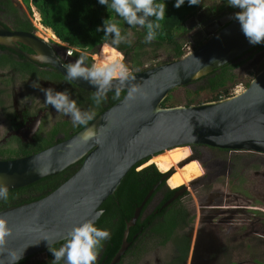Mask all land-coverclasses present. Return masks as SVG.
Here are the masks:
<instances>
[{
    "label": "flooded vegetation",
    "instance_id": "flooded-vegetation-1",
    "mask_svg": "<svg viewBox=\"0 0 264 264\" xmlns=\"http://www.w3.org/2000/svg\"><path fill=\"white\" fill-rule=\"evenodd\" d=\"M29 7L22 0H0V26L10 34L0 39V160L43 150L84 126H73L70 117L47 105L41 89L67 92L81 111L95 116L107 108L109 93H113L108 92L97 106L92 100L95 91L66 79L55 64L65 69L81 54L89 56L90 50L77 48L69 55V45L57 44L37 30L27 16ZM237 11L227 0L199 4L191 16L194 19L187 21L179 36L193 48L192 39L212 28L216 16L227 14L231 19ZM252 51L255 47L234 62ZM86 66H90L87 60ZM177 148L186 149L187 155L167 168L152 162V157ZM161 153L135 163L103 200L105 206L100 207L103 201L99 205L94 225L107 229L110 238L103 242L96 264H108L121 246L114 264H264V173L253 184L258 172L250 169L252 159L238 154L250 152L190 144ZM150 164L161 174H134ZM253 198L259 206H253ZM114 232L118 234L116 246ZM253 241H259L263 260L253 254ZM64 242L51 247L59 249ZM48 249L16 264H53Z\"/></svg>",
    "mask_w": 264,
    "mask_h": 264
},
{
    "label": "water",
    "instance_id": "water-1",
    "mask_svg": "<svg viewBox=\"0 0 264 264\" xmlns=\"http://www.w3.org/2000/svg\"><path fill=\"white\" fill-rule=\"evenodd\" d=\"M189 19L194 18L183 22L186 28ZM6 36L10 34L0 26V39ZM192 41L196 46L167 62L143 65L138 71L127 62L135 76L130 83L140 87L135 99L125 100V88L117 101L68 138L27 156L0 160V184L8 190L54 175L80 160L78 168L45 195L0 209L12 229L7 249L22 251L23 259L49 246L43 238L48 237L52 245L63 240L73 226L94 223L101 212L99 205L124 174L138 161L164 150L199 144L264 154V66L245 88L230 96L160 105L174 88L192 83L255 46L243 35L239 22L227 14L216 16L214 26ZM258 54H264V49ZM55 65L66 76L65 69ZM70 81L96 90L83 80ZM122 247L108 264L118 260ZM6 256L0 254V259Z\"/></svg>",
    "mask_w": 264,
    "mask_h": 264
},
{
    "label": "clouds",
    "instance_id": "clouds-1",
    "mask_svg": "<svg viewBox=\"0 0 264 264\" xmlns=\"http://www.w3.org/2000/svg\"><path fill=\"white\" fill-rule=\"evenodd\" d=\"M187 2L189 6L200 4V0H187ZM98 3L114 12L115 16L130 28L139 26L146 29L145 43H151L156 39L157 30L161 27L159 22L165 19L166 4L157 0H98ZM184 3L185 0H175L173 6L180 8ZM227 4L239 9L231 18L239 22L240 30L248 42L252 45L264 43V0H227ZM96 31H103L106 41L111 38L110 43H105L106 50L111 47L115 52L121 43L130 45L132 42L129 39L132 33L129 31L127 34H122L119 22L114 19L103 20ZM86 60V54H81L74 62L66 64V79L83 80L94 86L96 90L92 100L97 106L106 99L110 90L114 91V99H119L125 88L126 101L136 98L140 87L130 83L135 80V76L124 62L122 54L116 52V56L109 62L93 63L91 66H86ZM41 90L44 92V102L56 112L70 117L73 126L87 125L94 119L95 113L81 111L67 92L53 88ZM8 197L7 186L0 184V200L7 201ZM11 235L12 229L7 219L0 216V254L7 253L5 259H0V264H16L22 258V251L7 249L8 238ZM109 238L110 232L107 229H100L92 221H85L68 230L64 237L65 242L59 249L51 247L48 237L43 239L48 241V250L54 256L53 264H59L61 260L64 264H96L103 242Z\"/></svg>",
    "mask_w": 264,
    "mask_h": 264
},
{
    "label": "trees",
    "instance_id": "trees-1",
    "mask_svg": "<svg viewBox=\"0 0 264 264\" xmlns=\"http://www.w3.org/2000/svg\"><path fill=\"white\" fill-rule=\"evenodd\" d=\"M22 1L27 7H29L30 4L35 8L39 15V22L43 26L42 29L46 31H44L46 35L51 38H56L60 42L69 46L90 50L91 53L101 44L96 56L100 53L103 44L106 42L110 43L111 39L109 37L106 41L103 31H96L97 27L101 26L105 19L117 20L122 29V34H127L129 31L132 33V35L129 36V39L132 42L130 45L127 43H121L116 50L123 55L124 62L126 64L129 62L130 68L137 71L141 70L146 61L152 60L155 57V52L162 46H170L173 59L183 55V44L178 42L177 36L179 35L181 28H183V22L194 15L199 7V5L189 6L187 0H185V3L180 8H175L173 6L175 0H157V2H164L166 4L165 19L159 22L161 27L157 30L156 39L151 43H145L144 36L146 35V29L140 28L139 26L130 28L122 20H119L114 12L106 8V6L99 4L98 0ZM254 47L255 51H260L264 49V43L257 44ZM115 56L116 55L113 57ZM87 62H90L89 56H87ZM238 64V62L230 61L192 82L196 83L193 92L196 94L203 93L205 96L201 102L217 100L230 95V92H227V87L225 85L226 83L233 82L234 76L231 73V69ZM109 94L112 99L111 97L109 98V104H107V107L110 106V103L118 100L114 99V92ZM122 94L123 92H121V96ZM166 102L167 97L161 101L160 105L167 106ZM186 155V149H172L152 157V162L160 169H165L170 164L177 162ZM78 165L79 162H76L54 175L41 178L24 187L8 190V200H0V209L10 205L28 202L45 195L65 180L78 167ZM145 171H152L156 175L161 174L159 171L155 170V167L152 164L134 174H139ZM104 206L103 201L100 207ZM112 239L114 246H116L118 241L116 240L118 239V234L116 232H114Z\"/></svg>",
    "mask_w": 264,
    "mask_h": 264
},
{
    "label": "rangeland",
    "instance_id": "rangeland-1",
    "mask_svg": "<svg viewBox=\"0 0 264 264\" xmlns=\"http://www.w3.org/2000/svg\"><path fill=\"white\" fill-rule=\"evenodd\" d=\"M209 2H216V0H200L201 5H205ZM35 10L33 6H30L29 8H26L27 16L32 20L34 25L36 26L37 30L45 31L43 26H41L39 23L34 21V19L31 17L30 13L31 10ZM36 11V10H35ZM37 12V11H36ZM46 32V31H45ZM44 37H49L46 35V33L43 35ZM50 38V37H49ZM53 38V37H52ZM51 38V39H52ZM178 42L182 43V48L184 53L188 52L192 49L189 45V41L183 37V36H177ZM55 42L57 40L56 38H53ZM57 43V42H56ZM63 43V42H60ZM65 44V43H64ZM68 46V45H67ZM101 46V44L99 45ZM71 47V46H68ZM74 48V47H73ZM77 49V48H74ZM99 50V47H97L92 53H90V66L93 63H107L109 62L113 56L116 55L117 50L115 52L112 50L111 47H109L107 50L105 49V43L103 44V47L100 51V53L96 56L97 52ZM121 54V53H120ZM172 51L170 46H162L155 52V57L152 60L146 61L143 65L150 66L151 64H158L167 62L170 59H172ZM239 64L231 69V73L233 74V82L226 83L227 92H232L233 90H236V92L242 90L245 88L249 80L257 73L263 66H264V54L260 55L256 51H252L249 54L245 55L244 57L240 58V60L237 61ZM196 83H190L186 86H181L174 88L171 90L167 95V106H173V105H187V104H193V103H199L201 100L205 98L203 93L196 94L193 92V89L195 88ZM218 154V153H217ZM241 156L250 157L252 159L251 161V167L250 169L252 172L256 170L258 172V175H253L252 183L254 184L256 181L260 179V173H264V154H257V153H238ZM220 155V154H219ZM223 155V154H221ZM258 156V158H256ZM259 157L263 159V163L259 161ZM239 159V157H237ZM258 159V160H256ZM238 163V162H237ZM176 166L173 169V171L176 170ZM254 197V195H253ZM253 206H259L258 201H256L253 198ZM255 242L252 252L255 255V257L258 260H263V255L261 256L259 251V241H253Z\"/></svg>",
    "mask_w": 264,
    "mask_h": 264
},
{
    "label": "built area",
    "instance_id": "built-area-1",
    "mask_svg": "<svg viewBox=\"0 0 264 264\" xmlns=\"http://www.w3.org/2000/svg\"><path fill=\"white\" fill-rule=\"evenodd\" d=\"M30 15H31V17L34 19V21H36L37 23H39L40 24V22H39V15H38V13L33 9V10H31V13H30ZM41 25V24H40ZM42 26V25H41ZM57 42V44H60V42H58V41H56ZM72 50H74V48L73 47H67V49H66V52L67 53H69L70 51H72ZM182 50H183V48H182ZM190 51V50H189ZM187 53V52H186ZM185 53H184V51H183V55H184ZM234 93H236V90H233L232 92H230V95H232V94H234ZM229 95V96H230Z\"/></svg>",
    "mask_w": 264,
    "mask_h": 264
}]
</instances>
